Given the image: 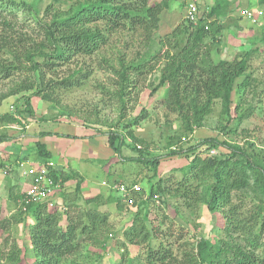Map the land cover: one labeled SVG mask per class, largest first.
Wrapping results in <instances>:
<instances>
[{
	"label": "trees",
	"instance_id": "1",
	"mask_svg": "<svg viewBox=\"0 0 264 264\" xmlns=\"http://www.w3.org/2000/svg\"><path fill=\"white\" fill-rule=\"evenodd\" d=\"M54 1L70 3V0ZM258 3L264 5V0H258ZM169 6V0L157 3L151 0H75L64 11L50 4L45 9V16L40 17L35 5L27 0H0V51L11 59H0V78L7 80L16 72L26 74V79L8 95L31 92V95L50 102L53 90H68L83 85L88 71L83 74V69L87 68L82 66H77V70L59 82L49 81L47 75H55L61 68L71 66L75 60L91 58L114 35L139 37L144 40L141 43L147 46L156 35L160 15ZM233 11L235 9L231 8L228 0H214L209 9H202L194 23L188 22L183 30L177 27L172 32L173 51L177 47L179 50L173 53L167 51L159 60V82L153 91L160 87L167 88V107L178 114L185 134L202 126L203 118L210 113L215 101L220 102L221 116L225 119V124L220 127L222 132L235 133L236 129L228 128L231 122L235 120L239 123L253 110L245 99L249 89L253 93L255 90V80L247 73L248 61L252 54L263 51L264 46L250 49L232 61L201 62V46L209 40L220 43V34L226 28L224 20ZM19 12L36 23L38 28L32 30V34L23 32L19 26L16 19ZM166 41L171 45L170 40ZM261 41L264 43V25ZM117 54L118 66L110 64L108 67L119 79L116 94L124 110L122 99L129 94L127 89L137 88L138 77L153 70V66L140 61L141 55L137 62H130L120 52ZM233 96L236 98L233 99ZM26 100L29 104V98ZM61 115L66 116L65 113ZM144 116L142 110L129 126L137 125ZM2 120L9 123L16 121L12 116H5ZM123 137L116 131L107 133V146L115 157L121 156ZM127 137L133 142L138 141L131 131ZM176 140L179 142L180 138L167 137L166 147H174ZM246 144V147H242L226 140L210 138L171 150L167 155L185 153L188 166L180 170L179 178L158 179L149 183L148 190L141 186L147 196L145 200L142 196H135L137 211L134 217L139 215L143 206L146 213L142 216V222L149 221L147 207L154 195L159 200L163 199L172 221L182 214L181 206L194 212L202 205L215 223L217 217L222 218V223L216 224L213 234L198 239L194 264H264V150L256 149L253 143ZM133 149L137 150L135 147ZM36 150L47 159L51 157L39 142L36 143ZM211 150H216L217 154L210 156ZM138 152L143 154V151ZM138 161L143 162L139 158ZM144 164L152 168L155 174L156 162L145 161ZM51 176L61 182L58 195L62 200L50 208L43 204H31L25 210H18L22 215L19 221L22 222L24 241L21 248L14 251L10 248L3 252L0 248V264H102L107 252L105 239L102 238L107 227V215L94 208L82 210L75 216L71 204L65 200L67 193L63 192L68 175L56 168ZM79 190L80 180L75 187L76 193ZM22 195L17 196L15 202ZM249 195L257 196V202L251 209L244 210L237 202L248 199ZM101 199V196L87 198L84 203L93 204ZM116 201V206L121 209L122 197L116 196ZM6 225H9V221L0 219V229ZM173 225L179 231L176 239H181V226ZM160 233V226L152 225L148 229L144 224L129 233L128 241L131 244H136L135 237L139 236L147 241L148 264L156 261L164 263L171 257V252L164 246L160 247L163 248L162 252L153 253L151 249L155 237L162 236ZM92 245H97L101 253L96 259L90 250Z\"/></svg>",
	"mask_w": 264,
	"mask_h": 264
},
{
	"label": "rangeland",
	"instance_id": "2",
	"mask_svg": "<svg viewBox=\"0 0 264 264\" xmlns=\"http://www.w3.org/2000/svg\"><path fill=\"white\" fill-rule=\"evenodd\" d=\"M74 1L70 0L68 4L62 1L56 3L54 0H27L35 5L40 17L45 16V9L50 4L53 8L64 11ZM151 1L157 3L160 0ZM228 1L235 11L224 20L226 28L220 34V43H212L209 40L201 46V62L232 61L250 49L264 46L261 41L264 5H260L258 0ZM169 2L168 9L160 15L156 35L147 46L141 43L144 40L139 37L128 34L114 35L109 38L108 44L91 58L75 60L71 66L61 68L55 75H47L49 81L59 82L61 78L77 70V66L87 68L83 69V74L88 71V77L83 85L68 90L60 88L53 90L50 93L52 99L50 102L31 95V92L8 95L26 79V74L22 72L14 73L7 80L0 78V219L9 221V225L0 229V248L3 252L10 248L11 251L21 248L24 241L22 222L19 221L22 215L18 212L20 208L15 198L24 192L27 180L21 177L16 169V171L12 169L10 173H4L18 159L15 154L11 153V146L20 148L24 154L27 153L25 155L31 157L32 160H29L32 163L41 160V162L47 160L59 162L52 156L49 159L45 158L36 150V143L41 144L40 136L52 131L53 128H58L60 132H67L68 128L81 127L76 132L77 144L84 143L83 140H86L88 134L97 138L96 145L99 151L89 150L86 143L82 144L81 148L75 144L73 148L76 154L88 160L81 162L79 167L77 163L70 161V166L65 165V169L61 168V170H64L63 172L69 177L63 192L67 193L65 200L67 204H71L72 210L75 211L74 215L78 216L82 210L95 208L108 217L107 227L102 237L105 239L107 252L102 259V264H148L146 261L148 244L144 237H135L136 244L128 241L129 233L143 224L148 229L152 225L161 227L160 235L162 236L155 237L152 241L153 253L162 252L161 246L168 248L167 251L171 252L168 261L164 263L156 261L154 264H194V249L198 239L213 234L212 230H215L216 224L222 223V218L219 217L215 223L214 218L202 205L194 212L181 206L182 214L177 220L172 221L171 213L165 208L161 198L157 202L152 200L148 204L147 216L150 222L143 223L142 216L146 213L144 207L140 208L141 211L137 217H134L137 203L132 207L123 203L121 209H118L116 196L120 194L111 189L117 183L137 182L148 190L149 183H154L158 179L179 178L180 170L188 166L185 153L167 155L168 152L185 148L200 140L217 138L242 147H246V143H253L256 149L264 150V50L252 54L248 61L247 73H250L251 78L255 80L253 84L255 90L253 93L249 89L245 99L251 104L253 110L250 116L239 123L235 120L231 122L228 128L236 129L235 133L227 130L226 132L221 131L220 127L225 124V119L221 116L220 102L215 101L211 105L210 113L203 118L202 126L195 128L190 134H185L181 128L180 117L170 107H167V88L160 87L153 91L159 82V60L163 59L165 52L173 53L179 50L177 47L173 51L172 32L177 27L183 30V27L191 22L187 18L189 5L195 4L199 12H202L203 8L209 9L214 0H169ZM245 10L252 13L256 23L249 22L243 16ZM17 16V22L23 32L32 34V30L38 28L27 15L19 12ZM166 40H170L171 45H168ZM118 52L130 62H137L141 55L143 57L140 61L153 66V70L138 77L137 88L127 89L129 94L122 99L125 103L124 110L116 94L119 79L116 73L108 67L110 64L118 66L116 58ZM1 58L11 60L2 51H0ZM235 96L233 99L236 98ZM26 98H29V104ZM235 103L236 101L233 102ZM241 108L243 109L242 106ZM142 110H144V118L137 125L129 126ZM61 113H65L66 116H62ZM5 116H12L16 121L9 123L7 120H2ZM14 116L19 117L22 122ZM124 126H126L125 129ZM111 130L124 136L120 158L115 157L111 152L110 157L107 156L109 153L106 149L107 133ZM130 131L138 141L133 142L127 137ZM20 134H24V138H21ZM169 136L180 138V141L176 140L177 144L172 148L166 147V140ZM65 140L68 139L65 138ZM60 146L65 147V145ZM67 148H70V141L67 142L65 149H62L65 151L66 158H68L66 152H69ZM139 150L143 151V154L138 152ZM212 151L215 153L211 154ZM216 154V150L209 152L210 156ZM138 158L143 162H139ZM145 161L156 162L155 174L152 168L145 166ZM75 169L80 173L74 171ZM79 180L80 190L76 193L75 187ZM103 182L109 184L110 188L102 185ZM82 183L88 184L86 190L82 187ZM143 194L142 189L136 198ZM96 196H101V201L93 204L84 203L85 199ZM58 198L59 203L62 200L61 195ZM256 202L257 196L249 195L248 199H243L237 204H241V208L245 210L251 209ZM173 224L181 226L183 230L181 239H176L179 231L173 228ZM90 250L94 259L98 254L101 255L97 245H92Z\"/></svg>",
	"mask_w": 264,
	"mask_h": 264
},
{
	"label": "built area",
	"instance_id": "3",
	"mask_svg": "<svg viewBox=\"0 0 264 264\" xmlns=\"http://www.w3.org/2000/svg\"><path fill=\"white\" fill-rule=\"evenodd\" d=\"M199 13L198 7L195 4H191L187 10V18L193 23L198 18ZM243 16L249 22L256 23V19L250 11L245 10ZM14 117L22 122L19 117ZM214 153V151L211 152V154ZM15 169L21 177L27 180L23 195L17 201L18 207L21 210H25L26 206L31 204H43L50 208L57 203L58 192L62 187L60 180L55 181L51 176V172L56 170L54 161L47 160L42 163H32L29 159H23L16 163ZM11 171L12 168H7L4 173H10ZM102 185L110 188V185L106 182H103ZM111 189L120 194L123 200L122 202L126 206L132 207L135 205V196L140 193L143 188L139 184L117 183L114 184ZM142 199H146V194L142 195ZM152 199L157 202L159 198L157 195H154Z\"/></svg>",
	"mask_w": 264,
	"mask_h": 264
},
{
	"label": "crops",
	"instance_id": "4",
	"mask_svg": "<svg viewBox=\"0 0 264 264\" xmlns=\"http://www.w3.org/2000/svg\"><path fill=\"white\" fill-rule=\"evenodd\" d=\"M77 129H81V127L75 126L74 128H68L67 132H60L58 130V128H53L52 131L45 132V134H48V135H43L42 134L40 136L41 137V141L40 142L44 146V148H46V150L51 154L52 158H55L56 160H59V162H55L54 161V163L56 164V168L59 169V170H61V168L66 167L65 165L70 166L71 162L77 163V166L79 167L81 162L88 160L86 158L83 159V157H80V156H78L76 154V152H75V150L73 148V146L75 144L78 147L81 148V145L86 143L89 150L93 149L95 152H96V150L99 151L97 149V145H96V143H97L96 139L97 138L94 135H91V134H88L86 140H83L84 143L77 144L78 143L76 141L77 140V136H78L76 134V132L78 131ZM20 137L24 138V134H20ZM65 138H67L68 140L66 141ZM69 141H70V148H67L69 150V152H66V154L68 156V158H66L64 156L65 155V151H63L62 149H65V147L67 145V142H69ZM79 142H81V141H79ZM60 145H65V147H62ZM70 149H73V150L70 151ZM106 149L109 151L107 156L110 157V152L112 154V151H111V149L108 146H106ZM11 150H12L11 153L16 155V159L18 158L17 161L21 160V159H30V160H32L31 157L29 158V156H26L25 154H27V153L24 154V152L20 148L17 149L15 147L11 146ZM70 159H72V160H70ZM17 161L10 168L15 170ZM41 161H36L35 163H42ZM74 171L79 172L76 169ZM82 187L84 188V190H86L88 188V184L82 183ZM91 187L93 189H95L93 186H91ZM58 197H59V195L57 196V199H59Z\"/></svg>",
	"mask_w": 264,
	"mask_h": 264
}]
</instances>
